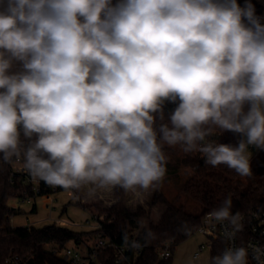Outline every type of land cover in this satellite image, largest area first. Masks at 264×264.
Instances as JSON below:
<instances>
[{"label": "clouds", "instance_id": "obj_1", "mask_svg": "<svg viewBox=\"0 0 264 264\" xmlns=\"http://www.w3.org/2000/svg\"><path fill=\"white\" fill-rule=\"evenodd\" d=\"M262 20L251 0H0L3 160L23 156L34 178L89 196L147 191L167 170L154 127L167 103L159 140L250 175L249 146L264 150ZM217 128L240 138L202 143ZM231 207L211 213L229 239L242 230Z\"/></svg>", "mask_w": 264, "mask_h": 264}, {"label": "trees", "instance_id": "obj_2", "mask_svg": "<svg viewBox=\"0 0 264 264\" xmlns=\"http://www.w3.org/2000/svg\"><path fill=\"white\" fill-rule=\"evenodd\" d=\"M251 2L255 5L258 14L262 5L256 0ZM238 3L243 5L244 0H238ZM172 108L173 105L165 104L162 119L160 113L155 114L154 127L160 143L163 141L159 140V127L162 124L171 126L169 115ZM220 131V136L211 133L205 141L213 144L235 145L240 138L231 132ZM21 141L26 147L28 141L23 135H21ZM162 150L177 152V149L164 145ZM18 159L25 168L23 156ZM15 160L16 157H13L5 162L3 154L0 153V264H8L7 260L14 257L21 260V264H27L29 260L32 264H66L53 253V250L69 245L85 244L93 239L96 233L77 231L53 224L39 228L32 227L24 231H15L3 226L7 224V216L19 213L18 210L9 206V200L19 197L26 191L30 196L33 195L30 186L16 174L12 164ZM205 161L206 157L199 151L185 153L181 148V155L166 166V174L172 175L177 174L182 167L192 169L191 176L182 183L180 192L198 206L195 211H188L185 204L168 200L161 193L153 194L148 204L150 208L155 205L162 206L163 211L157 221L151 219L150 211L142 207L132 210L122 201L114 203L107 209H100L97 202L81 204L76 201L75 205L88 213L95 209L97 212L107 214L106 218L100 221L101 231L112 242L132 244L135 241L139 244V247H135L139 253L134 257L132 264H171V256L163 259L159 257L160 249L166 243H170L172 252L176 245L194 234L204 215L222 207L225 199L231 198L233 215L236 213L245 215L255 210H264V150L257 148L256 154L249 158L250 175L248 176H241L225 164L214 167ZM27 173L30 174L28 171ZM40 187L42 192H47V185L42 184ZM118 193L121 194V190ZM32 212H35L34 207ZM90 214L98 217L95 213ZM149 232L152 236L146 239ZM211 248L215 256H219L222 242H213ZM100 260L103 264H115L111 251L103 253Z\"/></svg>", "mask_w": 264, "mask_h": 264}, {"label": "built area", "instance_id": "obj_3", "mask_svg": "<svg viewBox=\"0 0 264 264\" xmlns=\"http://www.w3.org/2000/svg\"><path fill=\"white\" fill-rule=\"evenodd\" d=\"M258 15L264 17V5L261 6ZM262 23H264V20H262ZM212 134L220 136L221 131L217 128L212 131ZM208 142L209 141H205V143ZM249 148L253 149L254 146H249ZM201 155L205 156L203 153H201ZM15 162L19 163L20 161L16 158ZM15 172L30 186V191L33 194L30 196L26 191L21 193L18 197L22 203L29 205L28 214H37V205L34 199L39 198L41 199V208L44 211V216L31 221L28 217L24 219L20 218V215H18L19 213L11 214L6 217L7 228L15 231H24L32 227L39 228L44 225L53 224L58 227L71 228L77 231H91L96 234L93 239L85 244L80 243L75 245V247L69 245L65 248L53 250V253L66 264H103L100 260V256L108 251L112 252L115 264L133 263L134 257L139 251H137L135 247H132V244H118L107 238L104 232L101 231L102 226L100 221L104 220L103 218L91 215L93 221L88 219L83 221L77 219L71 220L65 217V210H59L58 200L55 195L60 191H66L67 196L71 197L73 195L71 189L66 190L59 186H50L38 178H33L31 174L27 173L23 166L19 169H15ZM42 184L47 185V192H42L40 187ZM33 207L35 208V212H32ZM240 223L242 225V230L236 232L235 236L229 239L225 236V231L233 230L229 222H217L211 216V213H207L202 218L194 234L205 237L209 242V247L212 246L213 242H222L221 254L228 248L234 250L243 247L247 251L246 264H264V210H255L248 214L241 215ZM201 250L202 248H199L198 252L194 253L193 257L196 258ZM158 255L162 259L169 258L171 256L170 243H166L160 249ZM7 263L21 264L22 261L14 257L9 258Z\"/></svg>", "mask_w": 264, "mask_h": 264}, {"label": "rangeland", "instance_id": "obj_4", "mask_svg": "<svg viewBox=\"0 0 264 264\" xmlns=\"http://www.w3.org/2000/svg\"><path fill=\"white\" fill-rule=\"evenodd\" d=\"M258 4L264 5V0H256ZM162 145L168 146L170 148L177 149L176 153L164 152L167 157V165L171 164L175 161L177 156L181 155L182 146L177 144L175 146H169L164 142H161ZM257 147L254 146L253 149L248 148L249 158L256 154ZM14 169H19L22 165L20 163L13 162ZM192 174V169L189 167H182L179 169L178 173L175 175L165 174V177L157 186L154 188H150L147 191L137 190V192H126L123 189L117 187L113 189L111 192L106 193H98L95 196H89L87 192V188L83 189H71L73 195L67 198L66 191H60L55 195L58 200V208L59 210H65L64 215L69 219H77L79 221H83L84 219H88L93 221V218L90 213H95L98 217L103 219L106 218L107 214H103L97 212L95 209L91 210L90 213L85 212L80 207L75 205L76 201H79L81 204L97 202L100 206V209H107L112 206L114 203L118 201H122V203L132 209L135 210L138 207H142L146 211H150L151 219L153 221H157L163 211L161 205H155L150 208L148 206L153 194L161 193L168 200H172L175 203H183L185 204L188 211H195L198 209V206L193 203L191 200L185 198L183 194L180 192V187L182 183L190 177ZM33 177V176H32ZM34 178V177H33ZM37 179V178H36ZM119 194L118 192H120ZM71 198V199H70ZM37 205V214H28L29 205L26 203H22L18 197L10 199L8 204L14 210H20L19 214L20 218L28 217L29 220L38 219L44 216V211L41 208V199H34ZM70 200V201H69ZM69 201V203H68ZM16 214V213H15ZM16 222V219H15ZM7 226V225H3ZM74 246L75 245H71ZM199 248H202L199 255L194 258V253L198 252ZM84 250V249H83ZM215 256L214 250L209 247L208 240L199 235L193 234L188 239L184 240L180 244L176 245L171 252V264H214L213 258Z\"/></svg>", "mask_w": 264, "mask_h": 264}, {"label": "water", "instance_id": "obj_5", "mask_svg": "<svg viewBox=\"0 0 264 264\" xmlns=\"http://www.w3.org/2000/svg\"><path fill=\"white\" fill-rule=\"evenodd\" d=\"M27 264H32L31 260H29Z\"/></svg>", "mask_w": 264, "mask_h": 264}, {"label": "crops", "instance_id": "obj_6", "mask_svg": "<svg viewBox=\"0 0 264 264\" xmlns=\"http://www.w3.org/2000/svg\"><path fill=\"white\" fill-rule=\"evenodd\" d=\"M67 198H68V196H67ZM20 211V210H19ZM86 212V211H85ZM84 220H86V219H84Z\"/></svg>", "mask_w": 264, "mask_h": 264}]
</instances>
